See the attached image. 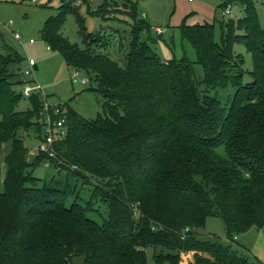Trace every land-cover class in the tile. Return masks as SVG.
I'll list each match as a JSON object with an SVG mask.
<instances>
[{
    "label": "trees",
    "instance_id": "trees-1",
    "mask_svg": "<svg viewBox=\"0 0 264 264\" xmlns=\"http://www.w3.org/2000/svg\"><path fill=\"white\" fill-rule=\"evenodd\" d=\"M236 3L244 16L219 21L218 30L213 22L180 25L195 50L190 60L161 58L152 44L165 40L163 33L153 36L126 0L122 11L132 23L121 66L97 49L108 39L87 32L79 6L63 0L41 38L104 99L93 119L58 104L66 132L53 156L38 150L28 159L22 137L32 132L42 140V99L33 93L29 107L17 109L24 58L10 47L0 51V264H70L76 256L80 264H149L147 248L162 251L152 253L154 264H179L183 256L188 264H261L230 243L199 236L213 215L229 240L264 228V25L253 0L218 7ZM107 11L104 3L87 9L110 18ZM69 14L83 48L61 31ZM236 44L250 53L251 70ZM42 163L59 179L40 184L33 170ZM84 185L91 194L83 205L77 198Z\"/></svg>",
    "mask_w": 264,
    "mask_h": 264
},
{
    "label": "rangeland",
    "instance_id": "rangeland-1",
    "mask_svg": "<svg viewBox=\"0 0 264 264\" xmlns=\"http://www.w3.org/2000/svg\"><path fill=\"white\" fill-rule=\"evenodd\" d=\"M135 5L137 17L144 18L152 26L151 34L163 33L165 40H158L152 44L157 54L163 59H180L186 56L190 60H195L196 54L191 44L183 39L180 34L182 23L195 24L203 22H213L218 30L219 21L226 18L234 20L244 16V9L241 4H231V14L225 15L223 7L218 5L221 0H127ZM256 5L259 20L264 25V0H253ZM63 0H31L19 2L18 0H0V51L4 47L15 49L23 58L22 67L27 65V60L33 58L36 64L33 74L30 76L31 84L38 83L42 91L52 104L62 105L72 108L79 115L93 119L101 111L103 97L93 91L88 90L90 81L82 83L81 80L87 75L84 71L77 73L66 63L59 50L48 48L47 43L41 38V28L44 21L56 15ZM126 0H88V5L84 3L79 6V12L84 18V26L91 34L103 35L109 41L107 48L99 47V51L107 52L111 59L118 61L121 66L126 63L125 54L129 49L130 30L132 19L122 10L129 7L123 5ZM104 3L110 11V18L94 16L87 12L93 10ZM120 8V9H119ZM120 10V11H118ZM9 21L12 23L10 24ZM158 27L159 29H155ZM157 30V31H156ZM159 30V31H158ZM62 33L72 43H77L83 48L84 43L78 33L76 19L72 14L67 15ZM14 33H19L22 39L14 37ZM145 35L141 34V38ZM33 38V43L29 39ZM236 52L244 55V67L251 70L253 62L250 53L246 52L241 44L234 46ZM198 71L201 70L196 65ZM245 80L250 77L245 75ZM96 84V83H95ZM27 96L18 102L17 109L23 110L29 107ZM23 141L28 149V159L31 160L38 152L40 141L34 133L24 134ZM4 173V166H3ZM33 175L40 178V184L48 182L58 176L57 169L48 163H42L34 168ZM59 179V178H58ZM79 197L77 202L85 204L91 194V186L79 187ZM73 196V195H72ZM69 197L71 202L73 197ZM94 208L102 212L103 206L96 203ZM97 210V212H98ZM97 217V213L90 214ZM201 239H217L224 243H230L233 248L246 253L251 260H258L264 264V228L250 227L243 233H237L236 239L229 240L226 236V228L219 215L209 216L203 227L199 229ZM161 255L160 249L156 251L147 248L149 264H154L152 253ZM167 251H163L166 254ZM83 256L73 257L70 264H80ZM167 264V263H166ZM179 264H188V258H181Z\"/></svg>",
    "mask_w": 264,
    "mask_h": 264
},
{
    "label": "built area",
    "instance_id": "built-area-1",
    "mask_svg": "<svg viewBox=\"0 0 264 264\" xmlns=\"http://www.w3.org/2000/svg\"><path fill=\"white\" fill-rule=\"evenodd\" d=\"M71 2L75 6H80L84 3V0H66ZM192 1V0H189ZM223 13L225 15L231 14V4H228L224 9ZM11 24L12 22L9 21ZM159 31V30H158ZM14 37L17 39H22L19 33H14ZM35 40L33 38L29 39V42L33 43ZM49 48V46H47ZM36 66L33 58L27 60V65L22 67L20 70L22 76V93L24 96H30L33 93H37L42 99V109L37 118L38 123L42 127V140L39 144V149L43 152L49 154V156L54 155L53 143L57 138L64 136L66 132L65 119L62 116L63 109L58 104H52L48 101L47 96L42 91V87L38 83L31 84L30 76L33 74L34 67ZM77 73V71H75ZM88 78H83L82 83H87ZM236 239V236L234 237Z\"/></svg>",
    "mask_w": 264,
    "mask_h": 264
},
{
    "label": "crops",
    "instance_id": "crops-1",
    "mask_svg": "<svg viewBox=\"0 0 264 264\" xmlns=\"http://www.w3.org/2000/svg\"><path fill=\"white\" fill-rule=\"evenodd\" d=\"M155 29H159L158 27H156ZM157 31V30H156ZM22 77V76H21Z\"/></svg>",
    "mask_w": 264,
    "mask_h": 264
},
{
    "label": "water",
    "instance_id": "water-1",
    "mask_svg": "<svg viewBox=\"0 0 264 264\" xmlns=\"http://www.w3.org/2000/svg\"><path fill=\"white\" fill-rule=\"evenodd\" d=\"M34 68L36 69V66Z\"/></svg>",
    "mask_w": 264,
    "mask_h": 264
}]
</instances>
